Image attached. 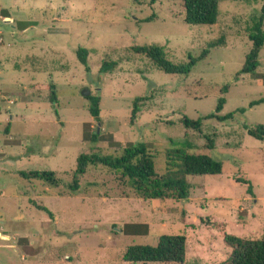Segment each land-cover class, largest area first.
I'll use <instances>...</instances> for the list:
<instances>
[{
  "label": "rangeland",
  "instance_id": "1",
  "mask_svg": "<svg viewBox=\"0 0 264 264\" xmlns=\"http://www.w3.org/2000/svg\"><path fill=\"white\" fill-rule=\"evenodd\" d=\"M261 4L219 0L214 24L190 25L182 0H0V234L8 235L0 238V264H131L122 260L127 246L172 234L186 236L182 264H216L230 252L225 233L264 238V140L245 129L264 123V101L249 105L264 99V45L256 71L238 74L251 47L246 26ZM221 36L224 44L209 48L187 74L164 73L130 49L156 43L183 62ZM79 46L88 52L87 70ZM110 61L116 66L102 72ZM83 89L99 94V121ZM238 108L244 112L231 119L202 120L199 131L180 122ZM137 141L158 173L172 149L208 155L221 172L185 175L186 199H143L119 173L89 165L71 191L79 154L118 155ZM31 170L53 171L55 183L19 174ZM237 178L250 181L253 194Z\"/></svg>",
  "mask_w": 264,
  "mask_h": 264
},
{
  "label": "trees",
  "instance_id": "2",
  "mask_svg": "<svg viewBox=\"0 0 264 264\" xmlns=\"http://www.w3.org/2000/svg\"><path fill=\"white\" fill-rule=\"evenodd\" d=\"M157 0H133L135 3L155 2ZM184 6L183 21L190 25L214 24L218 16L219 0H182ZM236 1V0H234ZM257 1V0H239ZM259 12L250 17L246 26L247 38L251 42V47L245 56L244 63L238 74H252L259 66V52L264 45V0ZM6 17L7 12L2 11ZM8 18V17H7ZM223 36L208 42L207 48L198 57L188 55V60L183 62H173L167 57L165 47L156 43L143 45H133L130 49L145 56L159 70L168 74H187L197 60L204 58L208 54V49L217 45H223ZM76 56L87 70L88 52L83 47H77ZM116 66V62H104L100 70L107 72ZM50 88V102L56 103L55 87L52 83ZM224 87L223 90H226ZM88 111L95 121L100 120V96L99 94L87 97ZM144 97H135L132 101L131 120L139 110V102ZM264 99L251 101L250 106L263 102ZM224 98L217 101L216 111H220L224 104ZM244 112V108H238L233 112L217 116L213 113L196 119H191L183 115L180 122L185 128L199 131L202 120L216 118L218 121L231 119L235 112ZM248 135L257 140H264V123L254 126H245ZM98 139L94 130L89 136V140L95 143ZM208 148H212L213 142L207 138ZM153 154L147 145L141 141L130 143L124 146L118 155L101 154L99 152L81 153L76 157V165L73 170V179L70 189L77 191V178L84 175L89 165H101L120 174L126 180L136 196L143 199H165L174 200L186 199L189 195L190 184L185 175H212L221 172L220 162L205 154H188L177 149H172L165 154V168L162 173H158L154 167ZM19 174L25 178L44 179L52 184L55 183L54 172L50 170L22 171ZM238 183L246 184L248 194H253L250 181L244 178H237ZM49 215L52 213L46 207H39ZM223 240L230 249L227 257L216 264H264V238H243L233 234L225 233ZM187 242L184 234L162 235L155 245L132 244L126 247L122 255V260L131 264L144 262L176 263L185 262Z\"/></svg>",
  "mask_w": 264,
  "mask_h": 264
},
{
  "label": "crops",
  "instance_id": "3",
  "mask_svg": "<svg viewBox=\"0 0 264 264\" xmlns=\"http://www.w3.org/2000/svg\"><path fill=\"white\" fill-rule=\"evenodd\" d=\"M10 113H11V112H10ZM1 225H2V221H0V229H2V228H1L2 226H1ZM2 235H3V236H2ZM22 237L25 238V239H27V238L24 237V236H22ZM0 238H4V239L7 238V239H8V235L5 234V233H3V234L1 233V234H0ZM28 245H29V244H28V242H27V240H26V247H27V248L29 247Z\"/></svg>",
  "mask_w": 264,
  "mask_h": 264
},
{
  "label": "water",
  "instance_id": "4",
  "mask_svg": "<svg viewBox=\"0 0 264 264\" xmlns=\"http://www.w3.org/2000/svg\"><path fill=\"white\" fill-rule=\"evenodd\" d=\"M81 94H82L83 96L88 97V96L90 95V92H89L88 89H83Z\"/></svg>",
  "mask_w": 264,
  "mask_h": 264
},
{
  "label": "built area",
  "instance_id": "5",
  "mask_svg": "<svg viewBox=\"0 0 264 264\" xmlns=\"http://www.w3.org/2000/svg\"><path fill=\"white\" fill-rule=\"evenodd\" d=\"M10 102V101H9Z\"/></svg>",
  "mask_w": 264,
  "mask_h": 264
}]
</instances>
